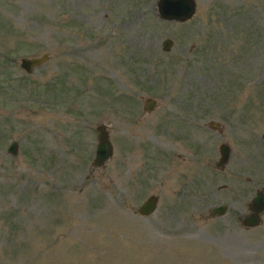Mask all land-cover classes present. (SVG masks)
<instances>
[{
	"label": "rangeland",
	"instance_id": "rangeland-1",
	"mask_svg": "<svg viewBox=\"0 0 264 264\" xmlns=\"http://www.w3.org/2000/svg\"><path fill=\"white\" fill-rule=\"evenodd\" d=\"M156 2L0 0V264H264V0Z\"/></svg>",
	"mask_w": 264,
	"mask_h": 264
},
{
	"label": "water",
	"instance_id": "water-1",
	"mask_svg": "<svg viewBox=\"0 0 264 264\" xmlns=\"http://www.w3.org/2000/svg\"><path fill=\"white\" fill-rule=\"evenodd\" d=\"M156 9L158 17L166 21L185 22L190 19L196 10L195 0H157ZM173 41L170 38H166L162 42V50L167 52L170 50ZM48 58L46 53L41 56L35 57H22L20 59V68L30 74L35 67L41 65L43 61ZM155 105V101L146 102L144 108L148 111L152 110ZM210 126H213L212 123ZM96 147L94 152V158L92 160L91 171L100 168L113 154V145L109 139L108 132L105 125H99L96 127ZM264 142V133L262 135ZM230 147L226 143H221L219 146V160L217 167L223 168L230 156ZM7 152L15 156L17 153L16 142L12 141L8 147ZM157 208V197L154 195L148 196L138 207L137 213L141 216L147 217L155 212ZM226 210L225 205L215 206L212 209L213 215H222ZM251 213L244 216L241 222L246 227H255L260 224L259 215L264 212V193L258 191L257 195L251 200L250 204Z\"/></svg>",
	"mask_w": 264,
	"mask_h": 264
},
{
	"label": "flooded vegetation",
	"instance_id": "flooded-vegetation-1",
	"mask_svg": "<svg viewBox=\"0 0 264 264\" xmlns=\"http://www.w3.org/2000/svg\"><path fill=\"white\" fill-rule=\"evenodd\" d=\"M221 145V144H220ZM219 145V146H220ZM219 146H218V152H219ZM229 146V145H228ZM230 153H231V150H230ZM219 156H220V154H219ZM251 180H255L254 178H251L250 180H248L249 182L251 181ZM262 185H256V187H261ZM222 188H224V187H222ZM258 191H262L263 193H264V190H262L261 188H258L256 191H255V194H254V196L249 200V202H247V205H246V209L248 210V213L247 214H245V215H243V217L244 216H246V215H248L249 213H251V210H250V204H251V200L257 195V192ZM220 205H225L226 206V209H227V207H228V205H226V204H220ZM219 206V205H218ZM262 214H264V212H262L260 215H259V217H260V219H261V216H262ZM243 217H241L240 218V220L243 218ZM243 225V224H242ZM244 226V225H243ZM245 228H252V227H246V226H244Z\"/></svg>",
	"mask_w": 264,
	"mask_h": 264
}]
</instances>
